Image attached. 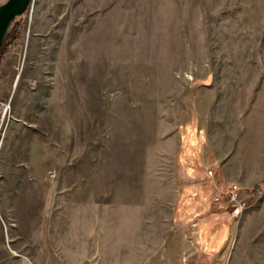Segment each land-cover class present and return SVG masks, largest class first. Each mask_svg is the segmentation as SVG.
Segmentation results:
<instances>
[{
    "label": "rangeland",
    "instance_id": "374dc122",
    "mask_svg": "<svg viewBox=\"0 0 264 264\" xmlns=\"http://www.w3.org/2000/svg\"><path fill=\"white\" fill-rule=\"evenodd\" d=\"M120 239L264 264V0H33L10 29L0 264Z\"/></svg>",
    "mask_w": 264,
    "mask_h": 264
},
{
    "label": "crops",
    "instance_id": "0c3cea01",
    "mask_svg": "<svg viewBox=\"0 0 264 264\" xmlns=\"http://www.w3.org/2000/svg\"><path fill=\"white\" fill-rule=\"evenodd\" d=\"M4 1L0 0V4ZM118 244V250L113 252L86 254L71 250L69 264H209L214 256L190 254L185 239H120ZM19 264L31 263L24 259Z\"/></svg>",
    "mask_w": 264,
    "mask_h": 264
},
{
    "label": "water",
    "instance_id": "95a60500",
    "mask_svg": "<svg viewBox=\"0 0 264 264\" xmlns=\"http://www.w3.org/2000/svg\"><path fill=\"white\" fill-rule=\"evenodd\" d=\"M32 2L33 0H5L0 4V49L12 23L27 12Z\"/></svg>",
    "mask_w": 264,
    "mask_h": 264
},
{
    "label": "built area",
    "instance_id": "2783aa9c",
    "mask_svg": "<svg viewBox=\"0 0 264 264\" xmlns=\"http://www.w3.org/2000/svg\"><path fill=\"white\" fill-rule=\"evenodd\" d=\"M234 190H236V187H233ZM239 197H238V193H236V191H233V195H232V200L233 201H238Z\"/></svg>",
    "mask_w": 264,
    "mask_h": 264
},
{
    "label": "trees",
    "instance_id": "16d2710c",
    "mask_svg": "<svg viewBox=\"0 0 264 264\" xmlns=\"http://www.w3.org/2000/svg\"><path fill=\"white\" fill-rule=\"evenodd\" d=\"M20 17H18L13 23H12V26L14 25V23L19 19ZM12 26H11V28H12ZM9 34V33H8ZM8 34H7V36H8ZM6 36V37H7ZM6 39V38H5ZM5 41V40H4ZM4 43V42H3ZM3 46V45H2ZM2 48V47H1ZM1 50V49H0ZM259 191V189H256L255 190V192H258Z\"/></svg>",
    "mask_w": 264,
    "mask_h": 264
},
{
    "label": "bare ground",
    "instance_id": "6f19581e",
    "mask_svg": "<svg viewBox=\"0 0 264 264\" xmlns=\"http://www.w3.org/2000/svg\"><path fill=\"white\" fill-rule=\"evenodd\" d=\"M6 108H7V106L5 107V109H4L5 111L3 112V114H5V112H6Z\"/></svg>",
    "mask_w": 264,
    "mask_h": 264
}]
</instances>
